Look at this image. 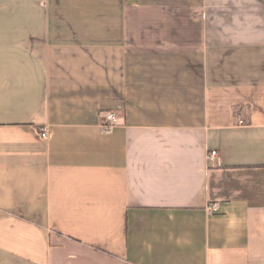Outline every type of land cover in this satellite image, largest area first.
I'll list each match as a JSON object with an SVG mask.
<instances>
[{
    "label": "crops",
    "instance_id": "1",
    "mask_svg": "<svg viewBox=\"0 0 264 264\" xmlns=\"http://www.w3.org/2000/svg\"><path fill=\"white\" fill-rule=\"evenodd\" d=\"M0 264H264V0H0Z\"/></svg>",
    "mask_w": 264,
    "mask_h": 264
},
{
    "label": "built area",
    "instance_id": "2",
    "mask_svg": "<svg viewBox=\"0 0 264 264\" xmlns=\"http://www.w3.org/2000/svg\"><path fill=\"white\" fill-rule=\"evenodd\" d=\"M119 123V116L114 113H108L106 115V121L103 124V131L104 133H110L112 131V129ZM240 125H245L243 121L239 122ZM42 138L43 139H47L48 138V133L46 132V130L42 131ZM208 162L210 163L211 166L216 167V168H220L223 165V161L220 158L219 154L217 151H212L210 152V154L208 155ZM209 211L211 212H217L218 208L216 205L210 206L208 208Z\"/></svg>",
    "mask_w": 264,
    "mask_h": 264
}]
</instances>
